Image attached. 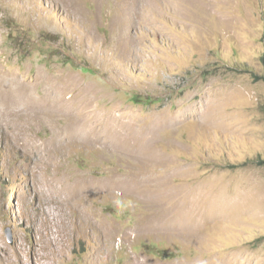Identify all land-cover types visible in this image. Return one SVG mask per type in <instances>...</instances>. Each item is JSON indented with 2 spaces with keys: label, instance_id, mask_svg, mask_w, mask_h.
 I'll return each mask as SVG.
<instances>
[{
  "label": "rangeland",
  "instance_id": "obj_1",
  "mask_svg": "<svg viewBox=\"0 0 264 264\" xmlns=\"http://www.w3.org/2000/svg\"><path fill=\"white\" fill-rule=\"evenodd\" d=\"M0 70V264H264V0H0Z\"/></svg>",
  "mask_w": 264,
  "mask_h": 264
},
{
  "label": "bare ground",
  "instance_id": "obj_2",
  "mask_svg": "<svg viewBox=\"0 0 264 264\" xmlns=\"http://www.w3.org/2000/svg\"><path fill=\"white\" fill-rule=\"evenodd\" d=\"M133 2L136 4V3H141V2H144V0H133ZM132 3V2H131ZM133 4V3H132ZM143 4H145L146 6H151V4L150 3H143ZM130 5V4H129ZM128 5V6H129ZM138 6H139V4H138ZM134 7V6H133ZM141 7V6H140ZM144 7V6H143ZM2 71L0 70V83H2V82H4V81H2L1 82V79H2ZM6 76V75H5ZM74 108H71V110H73ZM81 110V109H80ZM76 111V110H75ZM82 111V110H81ZM81 111H79V113H81ZM69 112H72V111H70L69 110ZM77 113V112H76ZM70 114H72V113H70ZM75 115V114H74ZM73 116V115H72ZM77 117H78V115H77ZM83 117V116H82ZM81 117V118H82ZM86 117H87V115H86ZM90 117V116H89ZM88 117V118H89ZM79 118V117H78ZM80 119V118H79ZM78 119V120H79ZM86 119V118H85ZM93 119V118H92ZM77 120V119H76ZM77 120V121H78ZM81 120V119H80ZM84 120V119H83ZM87 120V119H86ZM77 121H76V123H77ZM85 122V121H84ZM91 122V121H90ZM95 122H97V121H95ZM82 123V122H81ZM106 124V123H105ZM77 125V124H76ZM84 125V124H83ZM86 125H87V123H86ZM90 125H91V123H90ZM103 125V124H102ZM108 125V124H107ZM107 125H105V126H107ZM75 126V125H74ZM80 126V125H79ZM105 126H102V127H105ZM71 127V126H70ZM77 127V126H76ZM85 127V126H84ZM88 127H90V126H88ZM87 127V128H88ZM69 128V127H68ZM67 128V129H68ZM79 128H81V126L79 127ZM78 129V128H77ZM83 129H86V128H83ZM118 129V128H117ZM63 130V129H62ZM81 130V129H80ZM89 130V129H88ZM79 131V130H78ZM77 131V132H78ZM85 131V130H84ZM87 131V130H86ZM119 131V130H118ZM117 131V133H116V135H114L115 136V143H116V145L118 146V145H121V143H123V135H122V133L121 132H118ZM121 131V130H120ZM76 132V133H77ZM80 132V131H79ZM72 133V132H71ZM75 133V132H74ZM75 133V134H76ZM81 133V132H80ZM93 133V132H92ZM103 133V131L101 132V129H97L96 128V130H95V135L96 136H98L97 138H99V141H100V138H101V134ZM105 133V132H104ZM67 134H68V131H67ZM69 134H70V131H69ZM84 135V134H83ZM87 135V134H86ZM88 135H89V133H88ZM110 135V134H109ZM91 136V135H90ZM103 136V135H102ZM73 137V136H72ZM109 137V136H108ZM104 137H102V139H103ZM93 139H95V138H93ZM111 139V138H110ZM112 139H114V137L112 138ZM97 140V139H96ZM135 140H138V139H135ZM105 141V140H104ZM109 141V140H108ZM112 141V140H111ZM110 141V142H111ZM145 142V141H144ZM107 143V142H106ZM114 143V144H115ZM141 143V141L139 142V144ZM105 145V144H104ZM134 146H136V145H134ZM147 147H149V146H147ZM147 147L145 146V145H143L142 143L139 145V148H140V151H143V150H146L147 149ZM144 148V149H143ZM137 180V179H136ZM78 181H80V180H78ZM77 181V182H78ZM88 181V180H87ZM76 182V183H77ZM81 182V181H80ZM132 182H133V180H132ZM99 183V182H98ZM117 184V186H118V188L119 187H123V185H124V181L120 178V177H116L115 179H113V180H108V181H103L102 182V185H100L101 186V188H108V189H111V191H114V189H113V186H112V184ZM79 184V183H78ZM87 184H88V186H90L89 188H88V191L89 190H91L92 189V187H94L93 185H95V183H94V181L92 182V184L90 183V182H87ZM138 184V185H137ZM144 183H142L141 185H143ZM75 185V184H74ZM132 185L133 186H139L140 185V183H139V180L136 182H134V183H132ZM146 185V184H145ZM72 186H73V184H72ZM103 186V187H102ZM65 187H68V186H65ZM75 187H77V185L75 186ZM75 187H74V189H75ZM78 187H80V186H78ZM77 187V188H78ZM76 188V189H77ZM95 188V187H94ZM57 189V188H56ZM62 189V188H61ZM75 189V190H76ZM81 189V188H80ZM82 189H83V187H82ZM87 189V188H86ZM60 190V189H59ZM66 190H67V188H66ZM69 190V189H68ZM78 190V189H77ZM76 190V191H77ZM58 191V190H57ZM65 191V190H64ZM73 191V190H72ZM81 191H83V190H81ZM86 191V190H85ZM93 191V190H92ZM108 191V190H107ZM70 192V191H69ZM78 192H79V190H78ZM54 193V192H53ZM80 193V192H79ZM79 193H77V194H79ZM86 193H87V191H86ZM91 193V192H90ZM55 194V193H54ZM71 194V193H70ZM77 194H75V195H77ZM92 194V193H91ZM53 195V194H52ZM62 195V194H61ZM67 195H68V193H67ZM80 195H81V193H80ZM82 195H84V194H82ZM51 196V195H50ZM56 196V195H55ZM60 196V195H59ZM63 196V195H62ZM88 196V195H87ZM66 198H68V197H66ZM70 199H71V197H69ZM77 198V197H76ZM65 199V198H64ZM74 198H72L71 200H73ZM173 200V199H172ZM45 201V200H44ZM51 201V200H50ZM68 201H70V200H68ZM52 202H53V200H52ZM54 203V202H53ZM165 210V209H164ZM162 211V210H161ZM161 217L163 218V219H165V220H167L168 219V217H169V213H168V210H166V211H164L163 213H162V215H161ZM155 218L156 217H154V219L153 220H155ZM157 218H159V217H157ZM157 220V219H156ZM157 222V221H156ZM162 223V222H161ZM160 224V223H159ZM168 224V223H167ZM62 239H63V237H62Z\"/></svg>",
  "mask_w": 264,
  "mask_h": 264
},
{
  "label": "trees",
  "instance_id": "obj_3",
  "mask_svg": "<svg viewBox=\"0 0 264 264\" xmlns=\"http://www.w3.org/2000/svg\"><path fill=\"white\" fill-rule=\"evenodd\" d=\"M135 100H140V99L138 98V99H135Z\"/></svg>",
  "mask_w": 264,
  "mask_h": 264
}]
</instances>
